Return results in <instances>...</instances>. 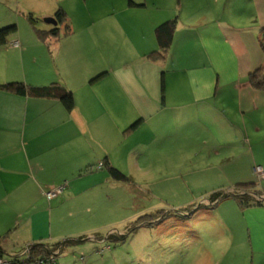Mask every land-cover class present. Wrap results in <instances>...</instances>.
Instances as JSON below:
<instances>
[{"label": "crops", "instance_id": "0c3cea01", "mask_svg": "<svg viewBox=\"0 0 264 264\" xmlns=\"http://www.w3.org/2000/svg\"><path fill=\"white\" fill-rule=\"evenodd\" d=\"M39 6L46 18L61 8L69 32L60 25L59 36L35 41L52 64L16 80L63 88L74 108L0 91L4 261L25 258L30 245L66 240L61 229H69L59 220L81 218L74 205L92 199L85 187L119 181L107 168L122 172L132 157L135 169L155 156L170 160L157 170L186 192L190 183L242 186L264 201V179L255 175L256 168L264 170V92L249 82L264 61V0H49ZM170 20H176L171 44L155 55L156 28ZM11 43L19 55L28 50L20 38ZM127 127L130 133L121 135ZM129 139L135 142L123 152ZM224 156L232 160L227 167ZM97 162L107 171H91ZM60 187L55 198L44 196ZM201 206L170 212L181 217ZM260 207L244 214L245 227L216 230L217 242L200 249L197 263L264 264ZM58 257L55 264H71Z\"/></svg>", "mask_w": 264, "mask_h": 264}, {"label": "rangeland", "instance_id": "374dc122", "mask_svg": "<svg viewBox=\"0 0 264 264\" xmlns=\"http://www.w3.org/2000/svg\"><path fill=\"white\" fill-rule=\"evenodd\" d=\"M39 1L44 3V8L49 4V0ZM40 3L34 2L32 5L28 0H0V30L16 26V31L7 38V43L0 46V85L12 82L25 84L16 78L35 74L52 64L46 61L47 55L41 57L39 49L36 48L35 41L40 40L37 32L54 28L44 23L46 17L38 12ZM57 27L60 29V25ZM13 36L29 42L28 50L23 55H19L12 48ZM128 127L120 134L122 135L123 132L129 134L132 128L128 129ZM134 142V139L127 140L122 147L123 152L128 153ZM130 155L133 156L132 152ZM173 159L174 162H183L179 156ZM133 161L134 157L128 158V161L122 162V172L119 170L125 175L126 180L101 183L96 187L89 183L88 188L85 187L87 198L92 199H85L84 202H77L74 205V211L80 213L81 218L63 216L59 220L61 225L65 224L69 229V231L61 229V233L66 234V239L78 240L84 237V240L71 246L66 245L58 257V262L198 264L197 256L202 254L200 249L204 246L206 249V246L217 242L215 239L217 235H214L216 230L243 228L246 223L244 214L262 208L255 205L242 207L238 204L235 197L249 194L248 189L242 186H228L218 190L216 184L205 186L190 183L186 187V192L183 186H176L180 184L179 180L175 181L167 176V172L157 170L165 168L170 162L163 160L162 156H155L148 166L140 165V169L132 166ZM231 162V159L224 156L222 165L227 167ZM103 165L97 162L92 165L91 171L92 168L95 171L100 169L102 172L107 171ZM88 173H91L90 168L85 174ZM255 175L257 176L256 173ZM257 177L260 179L259 176ZM262 182L264 184V180ZM60 188L63 191V188ZM215 191L230 196L219 199V203L216 201L213 203L210 193ZM203 193H207L208 196L200 197ZM202 201L205 202L201 204ZM191 205L203 206L190 214L181 213V217H169L161 224L146 218L157 212L166 215L170 211L181 210ZM140 219L142 221L137 224ZM122 236L125 237L124 241L116 240L117 237ZM109 237L112 239H108ZM63 241L60 240L59 243Z\"/></svg>", "mask_w": 264, "mask_h": 264}, {"label": "trees", "instance_id": "16d2710c", "mask_svg": "<svg viewBox=\"0 0 264 264\" xmlns=\"http://www.w3.org/2000/svg\"><path fill=\"white\" fill-rule=\"evenodd\" d=\"M54 19L57 21V25H63L65 27V34L69 32V28L65 25L67 17L65 12L59 8L56 10L54 14ZM33 22V19L31 20ZM176 26V20H170L167 21L160 26L156 28L155 34H156V39L158 42V47H159V52L154 53L162 55L166 50H168L173 33L175 30ZM16 31V26H11V27H6L2 30H0V46H3L7 43V38L11 35V33H14ZM60 29L58 27L53 28L52 30L48 31H38L37 34L38 36L42 39L47 35H51L54 37L59 36ZM263 45V52H264V40L262 41ZM249 82L250 84L257 90L264 92V61L263 64L260 66L259 69L254 71L249 75ZM0 91L1 92H12L20 96H33L37 98H52V99H57L59 102L64 106V108L67 111H72L74 108V99L73 96L70 92L63 88H56V87H29L24 83L20 82H12V83H5L0 85ZM135 126V125H134ZM132 126V128L134 127ZM108 173L116 180H126V177L124 174H122L119 170L109 167L107 168ZM230 195L224 194L223 192H215L211 194L210 199L211 202H217L219 203V199H224L226 197H229ZM237 202L240 204L242 207H249L251 205L255 206H264V201H259L256 198H254L250 194H244L243 197H235ZM202 207V206H201ZM198 207L197 209H199ZM175 212V211H174ZM167 213L164 215V213L157 212L153 214V216H146L149 220L151 221L156 220V224L158 223H163L167 218L169 217H177L178 215L176 213ZM179 212H190V207L184 208L183 210ZM144 220V219H143ZM142 221L140 219L139 222ZM125 237H117L116 240L119 241H124ZM108 239H112V237H109ZM115 239V238H114ZM84 240V237L77 239H66L61 243L56 244L53 247H48L43 244H34L30 245L28 247V253L25 254V258H19L15 257L11 261L7 262V264H28V263H34L37 264L38 260H45L50 257H53L54 259L59 256L61 251L66 247V245H73L79 242H82ZM56 251H59L56 253ZM4 256V251L1 248L0 245V260H3Z\"/></svg>", "mask_w": 264, "mask_h": 264}, {"label": "built area", "instance_id": "2783aa9c", "mask_svg": "<svg viewBox=\"0 0 264 264\" xmlns=\"http://www.w3.org/2000/svg\"><path fill=\"white\" fill-rule=\"evenodd\" d=\"M14 45H17V44H14ZM255 173L257 174V176L260 177V179H264V170L263 169L258 167L255 169ZM61 192H62V189L57 188V189L52 190L50 192L44 193V196L48 200H51V199L55 198L57 195H59ZM257 200L263 201V199H261L259 197L257 198ZM27 253H28V250L25 252V254H27ZM0 264H7V262L0 260ZM37 264H55V259L53 257H50V258L45 259V260H38Z\"/></svg>", "mask_w": 264, "mask_h": 264}, {"label": "water", "instance_id": "95a60500", "mask_svg": "<svg viewBox=\"0 0 264 264\" xmlns=\"http://www.w3.org/2000/svg\"><path fill=\"white\" fill-rule=\"evenodd\" d=\"M44 23L47 24V25H52V26H54V27L57 26V21H56L54 18H52V17H50V18H45V19H44Z\"/></svg>", "mask_w": 264, "mask_h": 264}]
</instances>
